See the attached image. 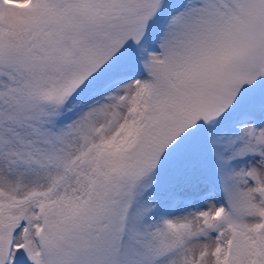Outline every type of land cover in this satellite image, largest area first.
Here are the masks:
<instances>
[{
    "label": "snow or ice",
    "instance_id": "obj_1",
    "mask_svg": "<svg viewBox=\"0 0 264 264\" xmlns=\"http://www.w3.org/2000/svg\"><path fill=\"white\" fill-rule=\"evenodd\" d=\"M0 264H264V0H0Z\"/></svg>",
    "mask_w": 264,
    "mask_h": 264
}]
</instances>
